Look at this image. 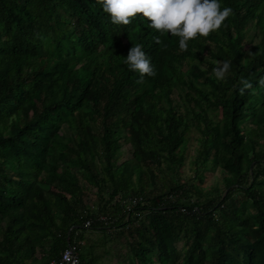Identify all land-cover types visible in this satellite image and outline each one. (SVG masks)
<instances>
[{
  "label": "trees",
  "instance_id": "obj_1",
  "mask_svg": "<svg viewBox=\"0 0 264 264\" xmlns=\"http://www.w3.org/2000/svg\"><path fill=\"white\" fill-rule=\"evenodd\" d=\"M229 6L181 51L140 13L116 27L97 0H0V264H49L86 231L119 227L128 264H264V0ZM136 43L155 76L124 63ZM207 170L220 181L205 191ZM130 195L145 203L125 219L117 199ZM94 213L117 220L84 227Z\"/></svg>",
  "mask_w": 264,
  "mask_h": 264
},
{
  "label": "clouds",
  "instance_id": "obj_2",
  "mask_svg": "<svg viewBox=\"0 0 264 264\" xmlns=\"http://www.w3.org/2000/svg\"><path fill=\"white\" fill-rule=\"evenodd\" d=\"M97 2L109 14L116 27L121 29L131 26L137 14H142V17L147 18L150 28L161 34L168 33L178 37L181 51L188 50L190 40L208 37L210 33L219 30L226 18L233 14L230 6L221 8V0H97ZM120 35L121 43H125L128 37L123 33ZM245 37L247 38L246 33ZM157 42H160L159 37ZM124 63L129 69L140 73L141 80L145 74L156 75V67L140 43L134 44L128 50ZM216 63L218 66L213 68L214 75L217 80H224L231 68V61ZM258 84L264 86V76L260 77ZM242 85L239 88L241 95L245 89L252 87L251 82L247 80H243Z\"/></svg>",
  "mask_w": 264,
  "mask_h": 264
},
{
  "label": "rangeland",
  "instance_id": "obj_3",
  "mask_svg": "<svg viewBox=\"0 0 264 264\" xmlns=\"http://www.w3.org/2000/svg\"><path fill=\"white\" fill-rule=\"evenodd\" d=\"M264 17L262 16L259 19V22L262 23ZM253 24H249L247 27L246 36H249V33L252 32ZM214 119H218L219 115L217 112L212 115ZM186 146L184 149L185 159L183 164L179 167V173L181 175L182 181L193 175V161L197 155L199 141L198 132L191 128L187 134ZM220 181L219 174L216 170H207L204 172V178L201 187H204L205 191H208L213 184H217ZM197 182V181H195ZM96 189L91 187L89 191V196L85 199L90 203H97L95 201ZM127 229H120L115 231L106 232L107 230H97L94 234L93 231H86L82 242L81 253L84 255L83 264H128L125 258L129 255V240ZM178 245L181 247L183 241L180 240Z\"/></svg>",
  "mask_w": 264,
  "mask_h": 264
},
{
  "label": "built area",
  "instance_id": "obj_4",
  "mask_svg": "<svg viewBox=\"0 0 264 264\" xmlns=\"http://www.w3.org/2000/svg\"><path fill=\"white\" fill-rule=\"evenodd\" d=\"M169 199L173 200L172 195H169ZM117 201L120 202V208H122V216H124L125 219H128L130 216L136 215L138 210L137 208L145 203L144 198L140 195L121 197L120 199L118 198ZM96 207L97 206L95 204L91 203L89 209L96 210ZM116 220V216L112 217L104 213H94L93 216L87 217L85 219V221L83 222V226L90 227L95 221H99L102 222V224L109 225ZM80 244H82V241L68 243L61 251L60 257L56 260H52L49 264H83L79 249Z\"/></svg>",
  "mask_w": 264,
  "mask_h": 264
},
{
  "label": "crops",
  "instance_id": "obj_5",
  "mask_svg": "<svg viewBox=\"0 0 264 264\" xmlns=\"http://www.w3.org/2000/svg\"><path fill=\"white\" fill-rule=\"evenodd\" d=\"M93 232H94V234H95L96 231H93ZM82 242H83V240H82Z\"/></svg>",
  "mask_w": 264,
  "mask_h": 264
},
{
  "label": "bare ground",
  "instance_id": "obj_6",
  "mask_svg": "<svg viewBox=\"0 0 264 264\" xmlns=\"http://www.w3.org/2000/svg\"><path fill=\"white\" fill-rule=\"evenodd\" d=\"M68 244V243H67ZM61 253V252H60Z\"/></svg>",
  "mask_w": 264,
  "mask_h": 264
}]
</instances>
